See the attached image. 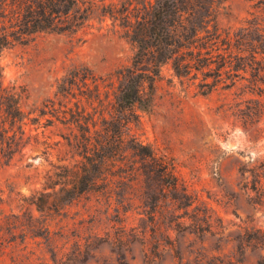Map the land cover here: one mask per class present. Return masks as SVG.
Listing matches in <instances>:
<instances>
[{"label":"rangeland","instance_id":"rangeland-1","mask_svg":"<svg viewBox=\"0 0 264 264\" xmlns=\"http://www.w3.org/2000/svg\"><path fill=\"white\" fill-rule=\"evenodd\" d=\"M254 1L225 0L218 25L240 26ZM132 55L125 28L106 19L77 36L27 37L0 63L4 82L23 87L32 117L68 67L106 76ZM247 77L201 94L170 65L161 68L152 109L129 134L167 161L176 190L169 178H135L122 166L108 188L70 199V180L59 176L80 159L64 138L70 130L26 120L37 138L0 165V264H258L259 250L242 237L264 228V93ZM52 180L54 190L44 188Z\"/></svg>","mask_w":264,"mask_h":264},{"label":"trees","instance_id":"trees-1","mask_svg":"<svg viewBox=\"0 0 264 264\" xmlns=\"http://www.w3.org/2000/svg\"><path fill=\"white\" fill-rule=\"evenodd\" d=\"M224 1L0 0V58L27 37L77 36L106 19L125 28L133 46L130 64L106 76L82 64L68 67L56 80L54 98L32 117L21 106L23 87L4 82L0 63V165L37 138L27 130L26 120L40 124L45 118L43 126L58 122L68 128L64 138L78 150L80 159L59 175L70 180V199L99 184L108 188L122 166L135 178H169L176 190L167 161L129 134L141 113L152 109L161 68L170 65L176 77L191 81L201 94L218 86L229 88L247 75L251 87L264 93V0H255L250 17L234 29L217 23ZM257 183L260 178L253 189ZM55 184L52 180L44 188L54 190ZM242 240L259 250L257 263L264 264V228L252 227Z\"/></svg>","mask_w":264,"mask_h":264}]
</instances>
